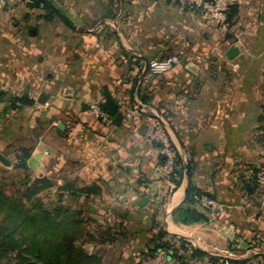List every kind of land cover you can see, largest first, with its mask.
<instances>
[{
  "label": "crops",
  "instance_id": "0c3cea01",
  "mask_svg": "<svg viewBox=\"0 0 264 264\" xmlns=\"http://www.w3.org/2000/svg\"><path fill=\"white\" fill-rule=\"evenodd\" d=\"M51 1L77 30L57 16L47 20L43 7H30L28 0H5L0 8V96L10 94L9 101H0V153L10 161L0 162V185H28L43 176L55 186L73 182L76 188L95 189L58 194L61 203L89 219L91 232L111 229V241L84 246L100 256V264H179L169 253L149 250L159 227L183 234L209 254L221 257L230 250L234 261L264 264V180H248L250 168L264 162L254 140L264 105L259 91L264 0H221L239 5L229 28L216 12L195 4L182 7L179 0ZM231 45L239 49L233 63L249 72L250 80H242L234 96L208 95L205 84L191 82L194 74L186 64L199 73L207 58L228 59ZM168 54L180 58L168 72L137 79L144 67L140 56L149 60ZM104 86L121 111L136 107L140 115L120 127L110 116L105 121L94 107L105 111ZM187 88H193L194 97L184 94ZM18 96L31 102L13 104ZM164 113L171 144L182 160L191 161L193 184L210 195L200 201L208 210L204 222L184 225L173 219L187 187L184 172L177 186L157 177L159 146L142 131L146 116ZM24 155L26 167L21 168ZM41 193L52 197L56 190ZM205 199L217 206L206 208ZM186 256V263L210 264L207 258Z\"/></svg>",
  "mask_w": 264,
  "mask_h": 264
},
{
  "label": "trees",
  "instance_id": "16d2710c",
  "mask_svg": "<svg viewBox=\"0 0 264 264\" xmlns=\"http://www.w3.org/2000/svg\"><path fill=\"white\" fill-rule=\"evenodd\" d=\"M28 1L30 7H43L47 20L56 17L54 12L39 0ZM222 10L226 16L227 25H233L239 13L238 4L229 3ZM108 15H110V11L106 13V16ZM140 95L142 103H147L146 94L141 93ZM12 102L24 105L29 104L31 100L25 96H18ZM166 117L165 115L164 118ZM257 122V133L254 138L264 154L263 113L259 115ZM171 148L174 151L176 164L172 181L177 186L183 177L184 165L175 147L171 145ZM23 157L18 161V166L21 168L26 167V157L25 155ZM163 160L162 155H159V164ZM188 161L190 164L191 161L189 159ZM250 169L251 174L248 180L256 182L259 169L256 167ZM243 177L241 173L238 174L239 179ZM50 188H54L57 193L67 191L71 196L95 191L92 187L76 188L73 182L55 186L43 176L37 177L33 182L12 194L7 193L5 188L0 185V262L5 260L10 261L8 264H100V256L97 253L89 252L84 246L86 243L111 241V229L106 227L91 232L86 227L89 219L84 218L81 210L69 205L63 206L61 203L63 200L59 195L57 197L58 206H53L50 202L45 203L39 194ZM203 196L210 197L208 193L201 191L193 184L190 176L184 199L173 212L174 221L184 225L206 221L208 210L200 204ZM47 205L49 208H46ZM174 239L176 237L159 227L150 240L149 250H163L179 264H189L185 262L188 258L186 253H189L191 260L207 258L210 264H221L223 261L222 257L195 248L186 240L176 239L179 241V247H177L173 243ZM261 256L264 257V254ZM244 262L230 260L231 264H243Z\"/></svg>",
  "mask_w": 264,
  "mask_h": 264
},
{
  "label": "built area",
  "instance_id": "2783aa9c",
  "mask_svg": "<svg viewBox=\"0 0 264 264\" xmlns=\"http://www.w3.org/2000/svg\"><path fill=\"white\" fill-rule=\"evenodd\" d=\"M5 0H0V8L3 7ZM179 3L182 7L189 5H199L211 12H216L219 17V20L225 21V13L223 12L224 2L221 0H179ZM179 59L177 55H170L164 58H151L148 60V73L151 75H157L164 73L170 70L174 64L178 63ZM97 113L105 120L110 122V118L105 113V111L98 108V106H94ZM123 121H129L134 116L140 115L139 110L134 108H125L123 111ZM163 117L159 116H146L144 118L146 124V136L148 140L152 143L159 144L160 155L163 157V162L157 167V177L163 179L168 182H172V175L174 174L176 164H175V155L174 151L171 148V142L168 138L166 126L163 123ZM258 179L259 181L264 180V162L260 166V170L258 171ZM202 199V198H201ZM203 205L206 208H214L216 207V203L211 200L205 199ZM161 253H165V251L160 250ZM223 261L221 264H231L230 260L233 259V252L228 250L225 251L224 254L221 255ZM177 262V261H176ZM175 264V263H174ZM255 264V263H254Z\"/></svg>",
  "mask_w": 264,
  "mask_h": 264
},
{
  "label": "rangeland",
  "instance_id": "374dc122",
  "mask_svg": "<svg viewBox=\"0 0 264 264\" xmlns=\"http://www.w3.org/2000/svg\"><path fill=\"white\" fill-rule=\"evenodd\" d=\"M224 4H225L224 5V7H225L229 3L225 2ZM114 8L116 9V7L112 6V10H114ZM220 22L226 28H229V27L232 26V25L228 26L225 21L224 22L220 21ZM237 35H239V37L242 36L239 31H237ZM229 36H230V33L226 32V37H229ZM230 43L233 44L234 42H230ZM246 46H247V43H246ZM170 55H177V57H178V59L180 61V58H179L178 54H168V55H165L163 57H168ZM236 57L233 58V59H224V58L223 59L222 58L218 59V58H215V57L207 58L205 60L206 64H207L206 69L202 70L199 73L197 71L191 72V74H194V75L192 77H189V79H191V82L194 81V84H196L197 86L201 85V84L202 85L205 84L206 87L204 89L206 91V94L211 95L213 97L214 96L219 97L221 92H222L221 95H225V93H227L229 96L230 95L234 96V95H236L238 93V90H240L239 89L240 87L238 88V85L241 84L242 80L244 82H247V83L250 80V79L247 78V75H248L249 72L245 71V72L242 73V71L238 70L237 66L233 63L234 60H236ZM262 59H261V62L263 63V68H262V73H261L262 77H261L259 91L261 92V95L263 97L264 96V73H263L264 61ZM143 68L141 70H139V72H138L139 74H141V72L143 71ZM168 71H166V72H168ZM161 74H163V73H161ZM161 74H157V75H161ZM137 79L140 80L139 77ZM245 89H247V87ZM184 90L182 89L181 93H183ZM194 93L195 92H194L193 88H187V91L184 94L187 97L188 96L189 97H194ZM231 108H232V110H234L235 107H233L231 105V103L229 102L228 109H231ZM260 113L264 114V105H262V107L260 109ZM164 116H165V113L162 114V117H164ZM256 129H257V127H256ZM256 133H257V131H256ZM254 140H255V138H254ZM244 152L252 157L251 153H249L248 151H244ZM259 155H260V153L258 155H256V159H255L258 162L260 161ZM261 164L262 163H260L258 167L255 165V167L260 170ZM1 185L5 188L6 192L9 193V194L16 193V192H18V190L22 189L25 186V185H22L21 183H14L13 181H9L6 184H1ZM58 195L59 194L56 192L55 194L52 195V197H48L45 194L43 195L41 193V194H39V197L45 203L50 202V203H52L53 206H58L59 205L58 198H57ZM62 205L64 206V205H67V204L64 202ZM69 206L73 207L71 205H69ZM9 262L10 261H5L4 260V261L0 262V264H8Z\"/></svg>",
  "mask_w": 264,
  "mask_h": 264
},
{
  "label": "water",
  "instance_id": "95a60500",
  "mask_svg": "<svg viewBox=\"0 0 264 264\" xmlns=\"http://www.w3.org/2000/svg\"><path fill=\"white\" fill-rule=\"evenodd\" d=\"M40 2H42L45 6H47L50 10H52L54 12V14L66 25L68 26L71 30H77V26L58 8L54 5V3L51 0H39ZM104 20L101 21V23H103ZM239 53V49L237 46L232 45L230 46L226 53L225 56L228 59H233L235 58ZM143 61H144V68L143 71L141 72L139 78L140 80L148 73V59L146 57L140 56ZM186 68L190 71V72H195L192 65L190 63L186 64ZM43 95H41L40 97L42 98ZM103 97L104 100L101 103L102 108L105 110V112L107 113L108 116H110L113 119V124L117 127H120L123 123V112L120 110L119 108V104L116 102V100L114 99V97L112 96V94L110 93V91L108 90L107 86L103 87ZM41 98L39 99L40 102H42ZM10 99V94H7L6 97H2L0 96V101L5 100V101H9ZM163 123L164 125L167 127L169 126L168 123L164 120ZM146 131V127L143 128L142 133L144 134ZM159 145V144H157ZM0 162L4 165H9L10 161L8 160V158L6 156H4L3 154L0 153ZM183 165H184V175H185V179H186V184L188 185L189 182V178H190V164L189 161L187 159L183 160ZM147 198H143L140 201V204H143L144 202H146ZM46 208H49V206L47 205ZM170 235L180 239V240H184L186 239V236H184L183 234H180L174 230H168L167 231Z\"/></svg>",
  "mask_w": 264,
  "mask_h": 264
}]
</instances>
